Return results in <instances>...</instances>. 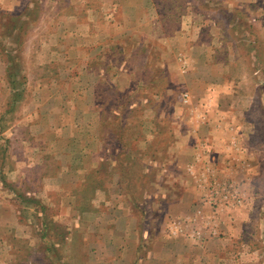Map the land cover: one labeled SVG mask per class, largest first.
I'll return each mask as SVG.
<instances>
[{"label":"rangeland","instance_id":"obj_1","mask_svg":"<svg viewBox=\"0 0 264 264\" xmlns=\"http://www.w3.org/2000/svg\"><path fill=\"white\" fill-rule=\"evenodd\" d=\"M131 1L0 0V264H264V0Z\"/></svg>","mask_w":264,"mask_h":264},{"label":"crops","instance_id":"obj_2","mask_svg":"<svg viewBox=\"0 0 264 264\" xmlns=\"http://www.w3.org/2000/svg\"><path fill=\"white\" fill-rule=\"evenodd\" d=\"M117 1V0H116ZM119 1V3L121 4V6H125L124 5V3H122V1L123 0H118ZM126 1H128V0H125V2ZM130 1V0H129ZM134 1H136L137 3H133ZM157 1H159V0H157ZM155 0H132L131 1V5L135 8V10H136V19H137V22H138V24H137V28H135V30L136 31H139V32H146V31H148V26L150 25V20L147 18V16H150V15H152L154 12H156V8H157V12L155 13V14H157V18H159V8H158V4H157V7L155 8L154 7V5H155ZM118 4V3H117ZM135 6H134V5ZM127 16V17H126ZM125 16V18H126V20H125V23H126V25L128 24V23H131V21H132V19H129L128 18V15H126ZM130 17H132V16H130ZM154 20V19H153ZM155 21V23H156V30L158 31V32H160L161 33V31H162V28L160 27V23H162L161 21H157L156 22V20H154ZM152 22V21H151ZM187 22V21H186ZM186 22H184L183 21V23H182V28H183V30L184 29H186V30H188V28L189 27H191V24H188V23H186ZM125 25V26H126ZM125 28V27H124ZM153 28H155V25L153 26ZM198 29V31L200 32V29H199V27H197ZM108 30V29H107ZM116 29H115V27H114V31H115ZM126 30V29H125ZM182 30V29H181ZM159 37L161 38V39H168L169 40V38H170V36L169 35H167L166 34V29H163V34L161 33L160 35H159ZM194 40H198V37H197V39H194ZM173 56V59L172 60H170L169 62H168V65H169V67L168 68H170V70H171V73L173 74H180L179 73V71H177V72H175L174 70H175V66L174 65H176L177 64V66L178 65H184V68H183V71H182V78L184 79L185 77H187V76H189V77H191V76H194L195 75V73L197 72V71H195L194 72V70L197 68L196 66H194V65H197V62H198V60L196 59V58H194V57H192V56H189V55H181V56H176L175 57V55H172ZM178 70V69H177ZM194 72V73H193ZM178 78H179V76H178ZM204 88H205V85H204ZM203 89V88H202ZM200 90V94H201V96L203 97L202 98V100L204 101V102H202V105H203V103H204V105L206 104V102H207V99H209L210 98V100H211V102H210V108H209V110L210 109H212V110H214V109H217L218 108V105H217V99H218V97L217 96H220L221 94H222V91L224 90V86H220L219 84H216V85H214L213 87H211V89H213L214 91H213V95H214V97L213 98H211V97H209V96H212V95H209L208 93H209V91L207 90V91H205V90ZM211 91V90H210ZM208 94V95H207ZM160 95H162L161 93L159 94H156V96H160ZM193 95H195V94H193ZM205 96H207V97H205ZM195 97V96H194ZM198 97V96H197ZM159 98V97H158ZM195 99V98H194ZM208 105H205L204 107L202 106V108H203V110H204V108L206 109V107H207ZM177 108H176V105L174 104V103H172L171 105H170V112L171 113H174V112H177ZM145 122H146V128H147V124L148 123H150V124H152V123H155V122H152L151 120H144ZM203 124H205V123H203ZM211 124H213V126H214V124L215 123H211ZM189 125H190V123H189ZM152 126V125H151ZM180 126H181V124H180ZM175 127H177V125H175ZM223 127V123L221 124V128ZM151 128H153V127H151ZM215 128H216V130L217 131H215V132H219V133H221V131H223V129H221V128H219V127H217L216 126V124H215ZM233 128V130L231 131L230 129H231V127H229V131L230 132H232V133H234L235 131H234V127H232ZM236 128V127H235ZM219 129V130H218ZM190 130L192 131H194L195 129H194V126L193 127H190ZM189 130V131H190ZM196 131V133H197V130H195ZM243 130H240V132L238 131V133H236V134H234V138L232 139H229L230 140V142H229V140H227V141H222V140H220L218 137V135L216 134V136H215V138H214V141H215V143H214V141H213V139H207L208 141H210V143H212L213 142V145L215 146V150L213 151L214 153H218V155H219V158H220V160H223V154H224V152H226L225 154H228L227 153V146H225V142L227 143V144H230V147H231V150L232 149H234L235 147H238V144H239V141H240V139L243 137ZM179 138V137H178ZM195 138H197V140H194V143L193 144H191L190 143V141H184V142H180L179 144H178V149H177V147L175 146V145H172V148H176L178 151H177V154H176V158L178 159V157H179V159H178V161H180V159H185L184 158V154L182 153V149L183 148H185V147H190V145H191V147H193L194 149H195V151H197V152H200V156H202L203 154H201L202 152H201V150L203 149V148H201L202 146H205V148H208L209 147V143H207V142H203V139H202V137L200 136V134H198ZM92 140V142L91 143H89V144H87L88 145V147L86 148V151H85V153H86V160H85V162H86V172H87V175H88V173L90 172V171H94V169L95 168H97V166H98V164L99 163H97L96 164V162H97V160H99V156L101 155V158H103V159H105L106 158V150H104V148H103V150L102 151H95V144H94V140H93V138L91 139ZM136 140V139H135ZM152 140H154V137L152 138ZM206 140V141H207ZM25 142V141H24ZM229 142V143H228ZM137 144L138 143H142V139H140L138 142H136ZM203 144H206V145H203ZM90 146V147H89ZM211 146V145H210ZM199 148V149H198ZM204 148V149H205ZM171 149V148H170ZM82 151H80V153H81ZM197 152H196V155H198L197 154ZM80 153H79V155H80ZM181 153V154H180ZM82 154H84V152H82ZM175 158V159H176ZM194 158V157H193ZM196 156H195V159L194 160H196ZM182 162V161H181ZM162 164H164V162L163 163H160V167H159V165H158V163H157V165L156 166H158L157 167V169L159 170V172L160 171H162L163 170V167H162ZM179 167L180 168H183V167H181L180 166V162H179ZM151 169H153L152 167H150ZM80 169H82V168H80ZM85 169H82V171L83 170H85ZM162 169V170H161ZM164 172V171H163ZM93 201V200H92ZM122 207H123V205H122ZM170 238H173L172 240H174V237L175 236H177L176 234H172V236H170V235H168ZM179 236H181L180 234H179ZM181 238V240L183 241V239H182V237H180ZM176 239H178V238H175V240ZM213 240V239H212ZM195 241V240H194ZM210 241V240H209ZM209 241H207V240H205L204 242H200L201 244L199 245V244H197L198 243V241H195V242H197V243H194V242H192V241H186L187 243H189L190 245H191V248L189 249V251H187L186 253H189L188 255H187V257H186V264H206V262L204 261V258L205 257H203L201 254H199V256H194V254H193V252L194 251H192V250H202V248H203V250L205 249L206 250V246L208 245V243H209ZM175 244V243H174ZM184 241H183V246H184ZM188 244V245H189ZM196 245H199L200 247L198 248V246H196ZM206 260H207V258H206Z\"/></svg>","mask_w":264,"mask_h":264}]
</instances>
